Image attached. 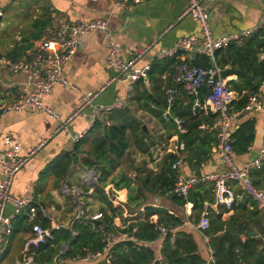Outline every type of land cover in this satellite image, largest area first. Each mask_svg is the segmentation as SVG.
<instances>
[{
	"label": "crops",
	"instance_id": "crops-1",
	"mask_svg": "<svg viewBox=\"0 0 264 264\" xmlns=\"http://www.w3.org/2000/svg\"><path fill=\"white\" fill-rule=\"evenodd\" d=\"M200 2L208 11L209 25L214 37H221L227 34H235L249 30L254 31L257 28L256 31L264 29L261 28V26L264 25V0H200ZM125 5L124 8L120 9L109 0H0V58H6V55L12 49L23 45H31L30 49L25 52V55L30 52L36 41L40 39H33L35 31L32 29V25L37 19H50L51 25L58 19L70 23H77L81 20L106 18L109 21V33L113 41L120 46L119 57L125 61L131 58L134 49L145 47L151 42H156L157 45L151 48L137 62L136 65L138 67L145 65L150 66L153 60L157 59L159 50L170 48L177 39L198 33V25L190 17L185 16L178 20L186 9V0H147L140 4H134L128 1ZM255 32L251 33L243 41L236 43V45H242V43ZM228 54H231V52H228ZM106 55L107 50L104 45L103 34L90 32L81 36L76 53L63 67L64 76L77 90H72L69 87L56 86L49 96L43 98L44 105L59 114L61 118H65L74 112L80 104V97L82 95L97 92L112 77L113 73L105 62ZM225 55L226 54H224V56ZM218 58L219 61L222 62L224 57L221 58V56H219ZM263 58L264 52L259 55L258 59L262 60ZM214 66L219 69L220 72L226 69H232L229 65H225L223 70L218 68L215 64V57ZM236 71L242 72L240 70ZM242 75H244V72L240 75H230L224 79L226 85L235 93L236 91L233 87L240 83L238 78ZM27 84L26 79L22 75L13 74L5 67L0 66L1 100L10 102L16 99L20 89L29 87ZM145 84L147 85V83ZM257 88L264 96V82ZM176 93L177 89L175 91V94ZM130 98L127 96L125 83L117 81L100 93L93 104L109 105L114 102L115 99H120L126 101L123 108H127L125 110H128L127 103ZM230 111L235 110L232 108L228 110V112ZM165 112L166 110L164 113ZM90 113V109H85L82 115L73 119L67 131L57 134L53 133L57 126L56 122L40 111L31 112L25 110L20 113L9 112L0 117V155L4 151L3 137L6 135L13 137L18 142L22 153L35 149L42 141L45 139L47 140L43 147L28 161L24 169L15 175L11 185V193L21 198L32 197L40 206V216L51 219L52 221L48 219L50 224L58 223L65 225L74 215V209L72 211V201L69 197L62 196L58 192L60 184L66 181L70 186L82 187L81 178L83 173L86 171H93L76 170L78 163L77 165H73L71 161L68 175L58 182L53 175L41 176V173L57 155L65 152L72 153V147L75 144L73 143V138L75 135H85L93 126V124L91 125L92 119ZM164 113L162 117L165 121H168L170 118L169 110L168 115H164ZM202 115L205 116V114H201L200 116ZM135 117L142 123V126H145V131L150 134L155 133L157 137L165 138V130L161 128L160 124L150 114L137 111ZM247 120H252L254 122V140L246 154L236 155L232 152L233 163L239 168H243L247 163L251 162V159L255 157L254 154L259 155L261 149L264 148V103L261 112L241 113L234 116L231 120L230 135L238 125ZM96 122L105 126L100 115H97ZM199 129L201 131L214 130L213 125L209 127L206 124L200 125ZM174 134L176 133H173L170 138L173 137ZM175 140L178 141V136L174 141ZM128 155L132 156L136 162L141 161L142 163L145 161L146 168L150 170L147 162L150 160L151 156L146 157L133 148L129 150ZM179 156L182 161L180 169L184 177L194 176V173L198 170L201 174L212 171L222 172L224 170V167L218 160L216 148H212L209 160L203 164L202 167L200 166V169L196 170H192L184 164L182 154H179ZM162 159L155 165L156 171H150L156 173ZM260 180L264 184V177L260 178ZM104 187H110V196L116 195L117 193L125 194L126 204L124 208L126 216H124L122 209L111 205L112 208L117 210L114 216L120 218V221L116 223L121 227V230H119L120 232L125 233L127 227L131 223H135L136 219H143L142 213L144 207H163L168 210L170 215L179 216L183 219L184 223L181 228L187 229L189 232L193 233L201 254L206 258L205 264L208 263V239L205 241L202 234L193 228V226L198 223L201 214L203 212L207 213L206 208L196 220L191 216L192 204L187 203L183 208L176 207L169 201V196L164 195L162 197L156 196L153 203L145 202V205L141 208L130 212L127 208V190H123L122 188L114 189L111 183H107L101 188ZM229 187L232 189L235 199L241 201L245 197H248L241 191L237 183L229 182ZM83 188L86 190L88 189L87 187ZM102 191L109 202L105 191L103 189ZM248 198L252 200L250 197ZM83 203L85 208L90 212H101L99 211L100 204L94 198L93 191L90 195L84 197ZM230 205L231 203L229 205L217 204L214 197V203L210 205L209 208L214 213H217V208L219 206H224L226 210L221 216V219L225 221L233 213L230 209ZM11 211L12 208L8 206L6 208V213L9 214ZM152 216L156 218V221L158 220L156 215ZM22 218L26 217L21 215V220ZM21 220L13 222L12 235L5 240L2 246L0 264H18L22 261L23 245L30 233L31 222H29L27 218L25 221ZM109 220L101 223L110 228L113 232L116 231L117 229L112 225V221ZM194 221L197 222L194 223ZM170 239L172 240L173 238ZM63 245L68 247L67 244L63 242L60 243L51 261H47L38 250H31L33 261L29 264H47L51 263L56 258L61 260L60 264H67V260L70 258L65 260V258H63L65 253L59 255L60 247ZM162 245L160 246L156 240L144 245L145 247L151 248L155 253V262L161 261L160 251ZM113 247L110 251L111 255Z\"/></svg>",
	"mask_w": 264,
	"mask_h": 264
},
{
	"label": "built area",
	"instance_id": "built-area-1",
	"mask_svg": "<svg viewBox=\"0 0 264 264\" xmlns=\"http://www.w3.org/2000/svg\"><path fill=\"white\" fill-rule=\"evenodd\" d=\"M118 8L122 9L126 2L131 1L134 4H140L147 0H109ZM187 6L184 13L178 20L185 16L190 17L198 25V33L187 37L179 38L170 48L160 49L157 54V60L172 58L180 53V63L175 68L172 77V86L166 91L167 109L164 115H168L169 106L175 95L176 86H182L186 94L194 98L193 111L202 114H212L217 116L213 124L216 131L217 147L216 153L220 164L224 167L222 172H208L201 174L200 177H184L181 173L182 161L179 156V143L174 141L178 134L185 133L183 121L173 118L176 134L169 138L166 143L157 146L148 160L147 165L152 171H156L155 165L160 162L165 154L176 156L177 160L172 164L171 169L176 173V180L173 187L165 194L166 196L175 195L186 198L190 190L199 183L213 184L214 197L217 204L229 205L235 199L229 182H235L241 191L250 197L257 208L264 215V190L255 188L251 181V174L256 169L264 168V148L261 149L256 160L247 163L243 168L237 167L232 160V147L230 140L231 120L234 116L241 113H258L263 109L264 96L257 91H250L246 95V101L239 111H230L232 103L237 100V94L231 90L224 79L220 77V70L214 66L215 54L226 48L231 43H238L246 39L254 31H243L235 34H227L221 37L212 35L209 25L208 11L202 6L200 0H186ZM1 16V12H0ZM264 28V25L261 26ZM90 32H98L104 36V45L107 50L105 62L111 72L112 77L97 91L86 93L80 97V104L77 109L65 118L52 111L44 105L43 98L49 96L56 86L69 87L77 90L71 85L63 74L64 65L70 61L76 53L81 36ZM157 44L151 42L145 47L134 49L132 56L128 61L119 57L120 46L117 45L109 33V21L106 18H96L92 20H81L77 23H70L62 19L56 20L50 26L44 29L40 39L36 41L30 52L18 61H11L8 58H0V66L5 67L13 74L22 75L27 86L20 89L17 98L12 101L0 99V117L9 113H20L28 110L31 112L40 111L55 121L57 126L54 134L67 131L69 124L76 117L82 115L85 109L91 110V125L96 122L97 115L103 119L105 128L109 126L108 116L112 111L122 109L126 101L115 99L109 105H94V100L111 84L121 81L126 85L128 98L134 94V86L139 81L146 83L149 65L138 67L137 62ZM195 57H204L209 60V68L191 67L189 61ZM204 91L202 102H199V94ZM83 137L82 134L75 135L73 143H76ZM42 141L35 149L22 153L20 145L11 136L3 137L4 151L0 155V253L5 240L12 235L13 221L21 215H24L31 222L30 233L23 245V258L18 264H29L33 261L31 250H38L48 242L54 240L53 231L66 229L74 238L77 233L73 230V225L78 223L82 226H90L92 231L100 236L102 249L91 251L88 248H82L81 254L76 255L69 260L67 264H110L112 255L111 248L122 242H131L136 245H146L138 240L134 233H122L121 227L116 223L120 221L118 216H112L108 212L109 221H112L116 231L102 224L106 217L102 212H90L85 208L83 199L90 195L96 186H98L99 175L93 172H84L81 178L82 187L70 186L62 182L59 187V194L69 197L74 206V215L65 225L51 223L50 227H43L37 221L39 218L38 206L32 197L21 198L11 193V185L17 173L22 171L28 161L37 153L46 143ZM202 167V165H201ZM83 187H87L86 190ZM112 206L123 210L126 216L124 205L126 204L125 194L117 193L109 195L110 187L102 188ZM119 194V195H118ZM11 207V213H6V208ZM45 217V216H44ZM47 218V217H46ZM49 219V218H48ZM52 221L51 219H49ZM149 223L154 225L157 233L156 242L161 246L166 238H173L177 228H167L158 224L154 216L149 218ZM209 227L207 213L203 212L200 219L193 228L200 232L206 231ZM203 239L207 241V237ZM68 250L66 245L60 247L59 255H63ZM209 261L207 264H214L212 251L208 248ZM61 260L56 258L51 263L60 264Z\"/></svg>",
	"mask_w": 264,
	"mask_h": 264
},
{
	"label": "trees",
	"instance_id": "trees-1",
	"mask_svg": "<svg viewBox=\"0 0 264 264\" xmlns=\"http://www.w3.org/2000/svg\"><path fill=\"white\" fill-rule=\"evenodd\" d=\"M48 26L50 19L35 20L32 25L35 31L33 39L38 40ZM30 47L31 45H23L14 48L6 58L18 61L25 56V52ZM224 49L214 56L216 66L223 70L225 65H229L234 70L244 72V75L238 78L240 83L233 87L237 100L230 106L233 110L239 111L245 104L247 93L257 91L255 84L264 82V58L258 59L264 52V29L256 31L242 45L231 43ZM178 56L180 53L172 58L153 60L147 73V85L144 81H139L134 86V94L127 103L129 109L112 111L108 116L109 126L105 129L101 123L95 122L72 147V153L79 159L76 170H89L99 175L98 186L94 188L93 196L99 202V211L105 215L106 220H109L107 216L109 211L112 216L117 212L102 191L101 187L107 183H111L114 189L122 188L128 191L127 208L130 212L145 205L146 194L162 197L173 187L176 173L171 166L177 158L171 154L163 157L156 173L146 168L145 161L134 168V175L128 176L120 171L131 148L150 157L157 146L166 143L170 136L176 133L173 118L183 121L185 133L178 134L179 154L183 155L184 164L190 169H200V166L209 160L212 148L217 147L216 131L199 129L202 124L211 127L217 116L211 114L200 116L202 113L193 111L194 98L188 96L182 86L175 88L177 93L169 106V120L165 121L162 117L167 108L165 91L172 86L175 68L181 62ZM219 56L224 57L222 62L219 61ZM188 63L191 67H210L209 60L204 57H195ZM203 97L202 90L198 97L199 102H202ZM137 111L150 114L165 130V138L142 130V123L135 117ZM254 133L252 120L238 125L230 135L232 152L236 155L246 154L254 140ZM71 156V153L65 152L54 157L41 176L53 175L57 182L64 179L71 167ZM263 173L264 168H261L251 174L252 184L257 189H264V184L260 180L264 177ZM168 199L172 205L180 208L187 203L192 204L191 216L196 220L206 208L209 227L202 234L208 238L207 247L212 251L214 264H264V217L255 202L248 197L241 201L237 199L232 201L230 209L233 213L225 221L221 219L226 210L224 206H219L217 213L209 208L214 203L211 183L197 184L186 198L171 195ZM37 206L39 209L37 221L41 226L49 228L50 221L40 216V206L38 204ZM152 215L157 216L158 224L167 228H177L173 239L166 238L162 245L161 261L155 262V253L151 248L123 242L113 247L111 264H153L154 262L155 264H205L206 258L201 254L193 233L181 228L183 219L170 215L163 207H144L143 219H136V222L131 223L125 232L131 233V230L136 228L134 236L138 240L143 243L154 242L157 233L154 225L149 223ZM18 220H21V216L14 221ZM25 220L26 218H22L21 221ZM73 230L77 232L74 238L66 229L53 231L54 240L40 247L38 252L47 261H51L62 242L68 245V251L63 257L65 260L80 255L82 248H88L93 252L102 249L100 236L94 233L90 226L75 223ZM250 232L256 234V237Z\"/></svg>",
	"mask_w": 264,
	"mask_h": 264
},
{
	"label": "rangeland",
	"instance_id": "rangeland-1",
	"mask_svg": "<svg viewBox=\"0 0 264 264\" xmlns=\"http://www.w3.org/2000/svg\"><path fill=\"white\" fill-rule=\"evenodd\" d=\"M139 163H141V161L139 162H136L132 156L128 155L126 157V159H124V162L121 166V169L120 171L121 172H124L126 173L128 176L132 175L133 174V170L134 168H136ZM156 198L155 195H149V194H146V203H153L154 202V199ZM74 207L72 206V211H73Z\"/></svg>",
	"mask_w": 264,
	"mask_h": 264
},
{
	"label": "water",
	"instance_id": "water-1",
	"mask_svg": "<svg viewBox=\"0 0 264 264\" xmlns=\"http://www.w3.org/2000/svg\"><path fill=\"white\" fill-rule=\"evenodd\" d=\"M0 20H1V16H0ZM240 74H242V72L232 70V69H226L224 71H221L219 75L222 79H225L226 77H228L230 75H240ZM255 85H256V87H260V84H258V83H256ZM125 109H127V108H125ZM104 129H105V126H104ZM142 130H144V131L146 130L145 126H142ZM71 155H72L73 165H77V163H78L77 156H75L73 153H71ZM254 155H255V157L252 158L251 161L256 160L259 156L258 154H254ZM200 175H201V172L199 170L194 173V176H196V177H200ZM250 234L256 236V234H254L253 232H250Z\"/></svg>",
	"mask_w": 264,
	"mask_h": 264
}]
</instances>
